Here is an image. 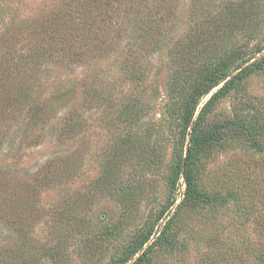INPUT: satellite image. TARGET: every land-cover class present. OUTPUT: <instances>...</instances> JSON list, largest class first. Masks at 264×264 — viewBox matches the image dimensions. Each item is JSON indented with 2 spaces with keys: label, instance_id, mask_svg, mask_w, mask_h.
Returning <instances> with one entry per match:
<instances>
[{
  "label": "rangeland",
  "instance_id": "obj_1",
  "mask_svg": "<svg viewBox=\"0 0 264 264\" xmlns=\"http://www.w3.org/2000/svg\"><path fill=\"white\" fill-rule=\"evenodd\" d=\"M69 1L0 0V77L3 47L56 43L33 73L0 83V264H115L151 229L133 259L146 251L150 264H258L264 0H95L92 26ZM242 57L200 98L186 133L181 113L192 87L216 63ZM16 92L22 101L12 100ZM34 105L45 108L36 124ZM75 111L84 127L61 136ZM199 115L206 133L220 126V139L198 152L205 197L184 200ZM47 173L55 181L39 185Z\"/></svg>",
  "mask_w": 264,
  "mask_h": 264
},
{
  "label": "trees",
  "instance_id": "obj_2",
  "mask_svg": "<svg viewBox=\"0 0 264 264\" xmlns=\"http://www.w3.org/2000/svg\"><path fill=\"white\" fill-rule=\"evenodd\" d=\"M104 1L109 2V0H104ZM119 1L123 2L125 0H119ZM69 2L70 4L73 3L76 6V10H75L76 13L81 11L80 15L84 17L83 24L92 26L93 23H91L90 21H87V19L89 16L88 13H90V11L92 10V7L95 4V0L94 1L89 0L87 4L83 3L82 0H70ZM162 20H164V18L160 17L154 20L153 22L157 24ZM151 22L149 24L150 29L152 28L155 30V27L152 25ZM116 31L120 33L119 26L115 28L114 32ZM156 32L157 31L153 33H156ZM31 43L32 44L29 46V48L27 47V49H25L22 52L20 51L18 52L17 49L12 50L10 47H7V48L6 46L3 47L2 50H5V67L0 77L1 79L0 83L6 80L4 77L8 78L13 75V80H16V78L18 79L20 76L24 77V73L26 74V76L33 73L34 67L40 64L45 58L51 57L52 54L56 51L55 49L56 43L54 41H47L44 38H38L36 39V41L31 42ZM78 44L79 43H74V44H70V46L79 48ZM69 50L71 49H68L67 51L64 50V51L65 53H67ZM71 54L73 55V58H76V59L85 60L86 58V56H84V53L82 54L78 53L76 48L75 49L73 48ZM244 60L245 58L240 59L239 61H237V63H231V64L216 63L214 66H212L209 69V77L207 78V80L204 83H201L202 85H195L192 87V89L190 90V94L185 101V106L181 113L182 129H184L186 133H187L188 128L191 125V121L196 112V108L198 106V102L200 98L203 95L208 94L211 91V89L215 87L216 85H218L223 79L227 78L232 71H235L237 68H239V65H241ZM12 68L14 69L16 68L17 74H20V75L14 74V72L12 71ZM8 82L11 83L13 81L10 80ZM221 91L222 89L220 90V92ZM15 94H13L11 97L13 101L18 100V96H20L21 93L17 94L16 92ZM60 97L62 98L63 96L61 95ZM97 97L98 96L94 95V98H97ZM20 100L22 101V95L20 96ZM42 106L43 105H40V106L34 105L31 108L30 118L31 120L34 119L33 122L35 124L37 121L41 120L42 116L45 115L44 114L45 108H43L42 110ZM200 116L201 115L198 116L197 120H195V122L192 125V130L190 132L189 145L187 148L186 157L184 161V173H185V181H186L184 200L199 201L205 197V195L198 192L197 184H196L198 152L202 147L208 146L220 139V133L218 132V129L220 128V126L216 127L213 132L208 134L200 126V120H199ZM82 119H83L82 115H79L78 111L69 112L68 115L66 114V117L64 119V125L62 126V129L60 130L61 136L71 137V136L77 135L76 133L82 130V128L84 127L83 125L84 122L82 121ZM56 172H58L59 174L61 170H57ZM55 176L47 173L45 177L42 178L41 183L39 185L45 186V185L51 184L52 182L55 181L54 180ZM168 212L169 210L163 209L161 211L159 219H162L165 213H168ZM152 231L153 229H151L148 233L142 234L138 239H136L134 241V244L131 247H129V249L121 256L120 261H118L115 264H125L130 260L132 261L130 264H150L149 259H148L149 258L148 252L146 251L138 258L136 259H133V258L137 255L140 249L143 248V246L149 241ZM259 249L261 250H259V252L255 251L253 255L258 256V264H264V242L262 244V247Z\"/></svg>",
  "mask_w": 264,
  "mask_h": 264
}]
</instances>
